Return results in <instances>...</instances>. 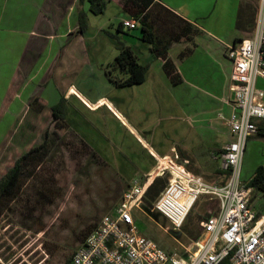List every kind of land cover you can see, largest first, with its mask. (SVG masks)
<instances>
[{"label":"rangeland","instance_id":"rangeland-1","mask_svg":"<svg viewBox=\"0 0 264 264\" xmlns=\"http://www.w3.org/2000/svg\"><path fill=\"white\" fill-rule=\"evenodd\" d=\"M129 16L116 1H107L101 14H88L90 20L86 36L92 37L89 44L93 45L88 53L91 61L88 78L81 81L84 85L80 87L85 86L81 90L92 100L100 96L111 100L151 145L186 147L184 142L190 143L205 127V123L198 119L206 117L207 110L210 112L206 107L209 103L203 98L204 89H198L201 85L196 87L184 83L174 87L167 84L166 90L155 77L158 84H153L151 79L140 90L134 86L116 87L105 81L103 69L115 78L127 75L111 66L118 51L113 37L111 39L103 31L111 32L127 45L131 44L130 37H133L141 52L138 62L146 65L151 59L149 44L139 38L142 32L139 25L133 29L126 26L117 29L120 22ZM197 42L205 48H212V43L201 36ZM5 50L10 52L11 46ZM222 71L227 72L225 69ZM76 74L78 71H73L65 77H70V81L79 86V78L74 80ZM46 92L39 90L41 97ZM154 93H162L161 98L151 97ZM44 113L45 118L44 114L35 117L26 113L19 125L13 124L8 137L1 143L0 168L11 164L24 149L42 142L48 111ZM209 145L212 144L193 143L191 149L201 165L200 173L212 180L219 163L211 158ZM147 151L148 148L105 103L90 109L72 96L67 102L65 119L57 121L48 134L45 158L23 177L16 198L4 202L1 207L0 264H64L78 246L79 231L98 224L106 214L112 215L133 179L146 181L149 177L154 178L159 167L156 159L146 169L136 168L140 157L147 158ZM174 151L177 152L176 149ZM161 157L164 156L158 158ZM251 195L258 208L262 203L258 198L259 191L253 189ZM210 202L215 200L201 195L178 229L164 217L156 215L152 207L145 209L141 205L133 213L137 231L152 237L162 247L179 252L191 244L193 238L187 232L198 216L215 210Z\"/></svg>","mask_w":264,"mask_h":264},{"label":"crops","instance_id":"crops-1","mask_svg":"<svg viewBox=\"0 0 264 264\" xmlns=\"http://www.w3.org/2000/svg\"><path fill=\"white\" fill-rule=\"evenodd\" d=\"M110 1H116L123 7L124 0ZM241 4L242 0H151V4L146 8L145 12H147L150 23L149 29L154 33L157 42L171 41L167 57L173 63L180 80L176 84L171 83L162 61L155 58L149 44L151 59L146 64L145 80L133 86L140 88L151 79L153 84H158V82L164 84L166 90L169 84L175 85L174 87L184 83L196 87L201 85L198 89H204L203 98L209 103L206 107L213 113L211 114L206 109L207 116L198 119L205 123V127L202 133L195 134L190 143L184 142L183 145L186 147L170 146L169 148L151 145L105 96L92 100L81 90L85 87H80L84 85L81 81L84 82L88 78L91 65L88 53L93 45L89 44L92 37L86 36L90 20L88 14L91 13L88 10L87 0H0V147L3 139L8 137L13 124H20L28 109L29 100L34 95L39 96L46 107L56 104L61 95H64L67 101L73 96L75 100L90 109L105 103L112 113L129 127L142 145L148 148L147 158H139L137 169H146L160 156H172L176 161L185 164L188 170L192 172L198 170L199 173L197 171L194 173L206 178L207 175L200 173L201 165L198 158H195L191 147L193 143L208 142L212 144L209 145L208 152L211 158L219 164L213 171L212 180L207 178L206 180L224 181L225 176L217 172L221 169L220 161L215 155L231 140L226 119L233 108L234 100L230 77L232 63L225 55V45L251 36L255 26L254 21L253 28L250 30H239L236 27L237 13ZM41 10L48 17L41 14ZM79 11L87 14V24L82 32L78 30L77 13ZM130 17L128 19H131ZM103 32L111 39L115 37L109 31ZM199 36L211 42L213 49L200 45L197 42ZM130 43L128 45L133 48L138 60L141 52L135 46L133 37H130ZM10 46L11 50L7 53L5 49ZM219 52L223 56L219 55ZM32 56L35 58L32 59ZM203 58L205 59L201 64ZM186 62H189L188 65ZM154 67H156L155 70ZM222 69L227 72H223ZM25 71L26 77L18 84V78ZM73 71H78L74 80L78 81L79 78V82L82 83H78L79 86L71 82L70 77H65ZM200 72L201 75H199ZM106 73L107 70L103 69L105 81L113 84ZM39 83H44L42 90L47 91L42 97L39 94ZM256 85L264 92V78H258ZM153 89L157 88L154 86ZM133 92L137 97L136 91ZM153 96L156 97L155 99L161 98L162 93L151 94V97ZM25 106L26 110H24ZM36 115L39 116V113ZM258 128V133L247 139L243 152L241 176L245 181L252 177L258 166H262L264 174V119L258 121ZM9 165L5 164L3 168H0V174ZM251 194L249 206L257 217L264 219V193L259 191L258 198L262 200V203L258 208L254 205Z\"/></svg>","mask_w":264,"mask_h":264},{"label":"built area","instance_id":"built-area-1","mask_svg":"<svg viewBox=\"0 0 264 264\" xmlns=\"http://www.w3.org/2000/svg\"><path fill=\"white\" fill-rule=\"evenodd\" d=\"M122 25L133 29L137 23L125 19ZM225 55L232 63L234 100L226 119L231 140L215 155L224 181H207L168 156L156 158L159 167L152 174L168 175L152 208L174 228L182 226L201 195L216 201V212L199 222V237L178 252L140 234L133 213L146 183L133 179L114 213L100 219L66 264H220L224 259L230 264H264V219L249 206L252 188L241 176L247 139L258 133V121L264 119V92L256 85L264 78V0H259L253 34L226 44Z\"/></svg>","mask_w":264,"mask_h":264},{"label":"trees","instance_id":"trees-1","mask_svg":"<svg viewBox=\"0 0 264 264\" xmlns=\"http://www.w3.org/2000/svg\"><path fill=\"white\" fill-rule=\"evenodd\" d=\"M107 1L110 0H87L89 12H91L92 14L103 13ZM257 2L258 0H242V4L239 7L236 19V27L239 30H250L253 28L258 9L257 4H259ZM150 4L151 0H124L123 8L128 14L132 12L131 15L129 14L131 16L130 18L136 21L137 25H139L142 31L139 38L151 45V50L154 53L155 58L160 59L162 61L163 68L165 69L171 83L176 84L177 82H179L180 78L176 74L173 63L167 57V50L171 41H163L158 43L155 39L154 33L149 29L150 23L148 22V15H146L147 12H145V10ZM40 12L41 14H45L44 16H47L44 11L41 10ZM77 20L78 30L82 32L87 24L86 12L79 11L77 13ZM122 26L123 25L120 22L118 30H121ZM113 39L114 45L118 53L115 56L114 62L111 64V66L120 69L121 72L126 74L127 76L124 78H115L110 76L109 71H107L106 74L109 81H111L117 87H128L144 82L147 72V65H142L138 62L137 56L131 46L127 45L125 42L119 40L116 37H113ZM26 52L28 53L29 51ZM33 58H35V56H32V59ZM18 75L19 73L17 71V77ZM25 77L26 71L21 74L18 78V84ZM43 84L44 83H39L38 87L42 89ZM67 102L68 101L65 99L64 95H61L59 101L51 107H46L37 95H34L29 100V103L27 105L28 109L25 111L24 115L26 113H31L36 117V113H39V116L41 114H44L43 117L45 118L44 112L48 111V116L46 117L47 127L44 130L42 142L38 145H32L24 149L19 155L13 158L12 163L6 168V170L2 174H0V210L4 202L16 198L23 177L30 173V171H32L37 165H39L45 158L48 152V134L51 132L52 128L55 126V123L57 121L65 119ZM50 123L52 125H50ZM217 172H220L224 175V171L218 170ZM162 176H156L151 180L147 179L146 181L141 180L142 182L146 183L145 191L142 197L140 198V204L142 205H140L141 207L145 209H147L148 207H152L154 201L157 199L159 194L166 186L167 176ZM246 186L264 193V174L262 166L256 167L252 174V177L248 181H246ZM129 188L127 190H129ZM210 203H213L212 207H215V210L207 211L204 214L198 216V219L193 223L192 229L187 232L189 237L191 236L193 239L198 238L200 235L199 222L202 219H205L216 212V201ZM156 215L162 216L158 212H156ZM96 226L97 224H92L79 231L78 237L76 239L78 246L84 241L85 237ZM70 259L71 256L67 257L64 261V264L68 263ZM220 264L230 263L227 259H224Z\"/></svg>","mask_w":264,"mask_h":264}]
</instances>
